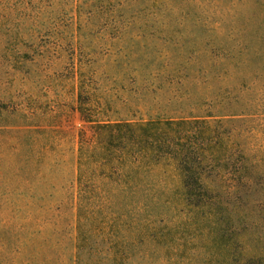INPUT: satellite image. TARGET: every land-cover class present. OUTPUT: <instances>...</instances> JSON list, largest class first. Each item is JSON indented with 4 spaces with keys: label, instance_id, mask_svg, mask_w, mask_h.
<instances>
[{
    "label": "rangeland",
    "instance_id": "1",
    "mask_svg": "<svg viewBox=\"0 0 264 264\" xmlns=\"http://www.w3.org/2000/svg\"><path fill=\"white\" fill-rule=\"evenodd\" d=\"M239 44L228 83L198 72ZM81 83L113 122L231 91L264 144V0H0V264H264V183L192 207L169 164L97 177Z\"/></svg>",
    "mask_w": 264,
    "mask_h": 264
},
{
    "label": "trees",
    "instance_id": "2",
    "mask_svg": "<svg viewBox=\"0 0 264 264\" xmlns=\"http://www.w3.org/2000/svg\"><path fill=\"white\" fill-rule=\"evenodd\" d=\"M243 50L240 44L236 48L221 46L210 62L202 65L198 60V72L203 70L210 80L228 83L246 67L244 57L248 53ZM85 88L84 83L78 87L77 109L86 122L94 124V134L90 142L80 138L79 149L83 155H88L91 145L98 149L94 158L88 155L89 163L100 171L97 177L116 181L127 175L130 179L125 166L137 173L143 166L169 164L179 176L177 200L192 207L208 205L214 198L210 193L223 184L237 191L264 183V144L248 140L241 98L231 91L220 88L219 94L205 98L199 106L174 110L177 115L156 113L145 121L113 122L94 119L96 113L86 108L89 103L83 100ZM182 97L188 98V94L174 99Z\"/></svg>",
    "mask_w": 264,
    "mask_h": 264
}]
</instances>
